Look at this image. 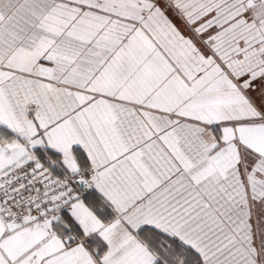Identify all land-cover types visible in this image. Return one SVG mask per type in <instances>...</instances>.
Segmentation results:
<instances>
[{
    "label": "snow or ice",
    "instance_id": "1",
    "mask_svg": "<svg viewBox=\"0 0 264 264\" xmlns=\"http://www.w3.org/2000/svg\"><path fill=\"white\" fill-rule=\"evenodd\" d=\"M0 264H264V0H0Z\"/></svg>",
    "mask_w": 264,
    "mask_h": 264
}]
</instances>
